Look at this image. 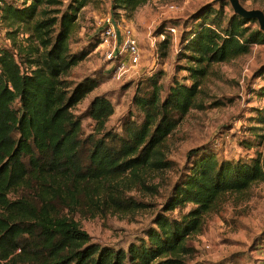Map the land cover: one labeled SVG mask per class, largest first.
<instances>
[{"label":"trees","instance_id":"obj_1","mask_svg":"<svg viewBox=\"0 0 264 264\" xmlns=\"http://www.w3.org/2000/svg\"><path fill=\"white\" fill-rule=\"evenodd\" d=\"M149 1L113 0L112 16L128 18ZM86 2L70 0L61 10V0H21L19 5L0 0L2 20L21 26L11 34L20 33L27 41L25 50L3 48L0 55V264H196L184 258L193 251L187 239L202 230L204 216L226 194L264 181L260 155L233 161L189 150L187 157H196L156 213L154 227L126 249L91 241L72 214L143 207L125 190L144 184L142 176L150 171L171 166L163 146L188 111L201 108L196 98L208 67L246 54L252 44L264 43V33L236 13L223 27L222 3L219 9H202L196 15L200 23L181 43V54L194 64L187 67L191 83L173 79L165 87L158 82L159 71L141 93L146 79L140 77L131 101L140 121L124 120L123 136L105 130L114 113L109 96H94L86 115L101 135L83 138L81 117L72 108L99 81L88 76L73 82L65 75L99 42L82 51L70 49L77 13ZM170 42L168 36L159 48ZM39 48L41 53L31 57ZM258 95L264 97V86ZM16 100L18 109L13 108ZM121 182L127 189L120 188ZM188 204L191 208L181 213ZM175 210L180 211L176 217L171 214Z\"/></svg>","mask_w":264,"mask_h":264},{"label":"rangeland","instance_id":"obj_2","mask_svg":"<svg viewBox=\"0 0 264 264\" xmlns=\"http://www.w3.org/2000/svg\"><path fill=\"white\" fill-rule=\"evenodd\" d=\"M112 1L87 0L77 13L69 39L70 49L76 52L95 45L105 19L111 16L116 22L118 33L125 26L133 29L140 49V63L133 73L116 79L108 68V62L103 60L101 50L94 49L66 73L65 77L73 82L88 76L96 77L99 81V85L72 108V112L81 117L83 138L91 133L96 137L101 135L94 132V121L86 115L94 96H109L114 113L105 122V130L123 136L124 120L134 118L140 121V115L131 102L140 77L146 79L143 80L145 84L141 86V93L148 91L147 79L155 73L160 75L159 71L161 75L158 82L165 87L173 79L190 84L187 67L194 64L181 54V43L200 23L201 19L196 20L197 13L208 7L219 9L222 3L223 27L235 14L228 0H150L130 17L121 15L116 19L112 16ZM69 2L61 0L57 8L64 10ZM240 2L246 9L264 12V0ZM16 4H21V0H17ZM250 20L247 25L259 29L257 20ZM167 22L176 27V40L159 48L156 60L157 57L148 46L147 35L149 32L155 33L162 23ZM20 27L17 23L9 25L0 17V38L9 37V47L25 50L26 37L20 33L11 34V31ZM38 53H41L40 48L31 57ZM263 86L264 43L252 44L249 52L229 61L212 63L202 79L199 86L201 90L196 98V104L201 105V108L190 109L163 146L164 155L171 166L143 175L144 184H137L130 189L122 182L119 185L120 188L126 187V197L144 206L128 212L108 207L94 215L87 211L82 214L73 213L74 220L91 236V241L126 249L130 243L144 237L149 228L154 227L156 213L161 210L181 172L186 173L196 157L188 158L189 150L199 149V152H210L218 159L233 161L249 160L260 155L264 161V122H261L264 116V97L258 95ZM161 95L164 97V88ZM13 108H19L18 100L14 102ZM15 195L12 193L11 197ZM191 206L186 205L181 213L188 211ZM171 214L176 217L180 211L175 210ZM187 244L193 249L184 257L189 263L264 264V181L252 184L241 193L226 194L214 210L204 216L202 230L191 235Z\"/></svg>","mask_w":264,"mask_h":264},{"label":"built area","instance_id":"obj_3","mask_svg":"<svg viewBox=\"0 0 264 264\" xmlns=\"http://www.w3.org/2000/svg\"><path fill=\"white\" fill-rule=\"evenodd\" d=\"M168 36L172 41L176 40L177 31L175 26L167 25L163 31L148 33L147 43L154 56L157 57L156 60L158 59L159 44ZM98 39L99 42L95 50H101L103 60L108 62V68L114 73L116 79H121L136 70L140 63V49L131 27L125 26L122 32L118 33L115 20L108 16L104 21ZM9 45V37L0 38V55L2 53L1 49L9 48ZM26 70L29 69L26 68Z\"/></svg>","mask_w":264,"mask_h":264},{"label":"water","instance_id":"obj_4","mask_svg":"<svg viewBox=\"0 0 264 264\" xmlns=\"http://www.w3.org/2000/svg\"><path fill=\"white\" fill-rule=\"evenodd\" d=\"M220 1V0H215ZM234 13L239 16L250 20L256 19L259 25V30L264 32V12L259 9H246L240 2V0H228Z\"/></svg>","mask_w":264,"mask_h":264}]
</instances>
